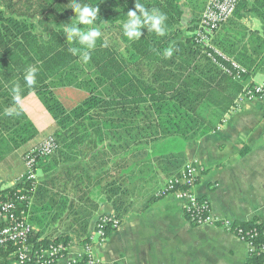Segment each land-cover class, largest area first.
<instances>
[{"label": "trees", "instance_id": "obj_1", "mask_svg": "<svg viewBox=\"0 0 264 264\" xmlns=\"http://www.w3.org/2000/svg\"><path fill=\"white\" fill-rule=\"evenodd\" d=\"M181 1L2 0L0 137L6 134L13 150L38 137L19 108V102L34 94L54 123L47 136L57 145L49 157L37 158L35 169L45 166L50 172L61 163L71 164L60 176L36 183L19 180L0 195V202H13L14 213L29 226L26 244L33 258L43 259L41 251L50 246L86 243L99 202L109 203L121 221L136 203L149 205L161 198L158 192L180 169L185 143L214 131L233 108L242 87L221 69L235 74L230 64L218 57L213 63L195 35L184 39L175 30L182 22ZM137 3L144 6L143 13ZM75 5L99 9L91 25L77 21ZM255 6L264 18V0ZM129 11L139 19V39L124 33L132 23ZM235 12L214 32L210 46L245 69L242 79L264 75V52H245L250 33L233 20ZM159 13L166 17L161 27L174 32L159 36L149 30L150 17ZM72 25L85 35L95 29L101 36L85 41L74 34L69 41L66 30ZM46 26L54 27L48 35L37 32ZM169 47L173 55L166 58ZM30 66L37 69L31 86L25 80ZM17 85L19 102L13 91ZM85 142L81 153L88 158V172L73 165ZM3 150L0 144V160ZM115 157L126 160L119 165ZM155 166L165 171L162 187ZM21 196L29 201H19ZM233 228L260 234L264 221L236 223ZM263 241L259 235L255 243ZM16 248L13 243L0 247V264H12ZM260 259L253 256L250 263L260 264Z\"/></svg>", "mask_w": 264, "mask_h": 264}, {"label": "crops", "instance_id": "obj_2", "mask_svg": "<svg viewBox=\"0 0 264 264\" xmlns=\"http://www.w3.org/2000/svg\"><path fill=\"white\" fill-rule=\"evenodd\" d=\"M258 1L261 0H240L233 17L249 31L244 50L253 56L264 52V18L255 11ZM181 3L184 5L182 22L175 30H180L183 38L187 39L193 37L207 0H182ZM3 14L8 15L4 11ZM172 32L174 30L165 29L167 34ZM230 78L242 87L233 108L214 131L185 143L180 169L174 176L179 175L186 165L197 164L203 172L194 193L208 202L213 217L233 224L249 223L255 219L264 221V93L253 99L242 95L246 87L264 82V75ZM19 108L39 135L14 150L6 134L0 137V144L5 148L0 160V195L14 188L25 174L23 153L38 145L54 128L52 119L34 94L19 102ZM85 146L86 142L73 165H80L88 172V158L85 151L81 153ZM121 155L124 154L117 156ZM115 158L119 165L126 160V157ZM111 159H114L113 155ZM70 165L61 163L50 172L44 170L45 166H40L35 172L37 181L45 182L60 176ZM117 173H120V166ZM155 175L160 181L159 187H162L165 171L155 166ZM103 215H113L111 205L105 201L99 202L89 222L87 236ZM72 250L70 256L75 255V250ZM93 252L106 264H246L248 260L245 243L224 229L193 225L183 214L182 202L172 194L149 205L136 203L133 211L120 221L119 227L111 231L103 243L93 245Z\"/></svg>", "mask_w": 264, "mask_h": 264}, {"label": "built area", "instance_id": "obj_3", "mask_svg": "<svg viewBox=\"0 0 264 264\" xmlns=\"http://www.w3.org/2000/svg\"><path fill=\"white\" fill-rule=\"evenodd\" d=\"M239 0H207L204 11L198 21L195 37L199 45L208 49L207 56L213 63L216 57L221 58L230 64L235 74L224 67L221 69L230 76L240 79L239 75L245 73L244 69L234 62L228 60L219 51L210 46L211 38L214 32L225 22H227L234 14ZM264 93V82L252 84L246 87L242 95L248 99H253ZM57 149V145L52 136H46L38 145L23 157V163L26 171L20 179L23 181L37 182L36 167L37 158L44 159L52 155ZM203 169L197 164H188L181 173L168 179L163 188L158 192L160 197L172 194L182 202L183 214L189 222L196 227H213L220 228L231 232L236 239L243 242L247 246L248 260L250 263L253 256H260V264H264V241L261 244L255 243L259 235L264 238V231L260 234L256 230L245 231L241 228L234 229L233 223L229 221H221L212 216L210 206L204 199L198 198L194 193ZM176 186L182 189L176 190ZM19 201H29L28 198L21 196ZM14 203L0 202V247L7 243H13L17 246L12 264H56L62 262L64 264H106L103 260L95 257L93 245L103 243L106 236L119 227L120 221L113 215L100 216L92 231L87 236V242L82 245L68 246H50L46 250L41 251L43 259L33 258L29 253V247L26 239L30 233V228L25 220H20L18 215L14 213ZM74 249L75 255L70 256V251ZM73 251V250H72ZM40 252V251H39Z\"/></svg>", "mask_w": 264, "mask_h": 264}, {"label": "clouds", "instance_id": "obj_4", "mask_svg": "<svg viewBox=\"0 0 264 264\" xmlns=\"http://www.w3.org/2000/svg\"><path fill=\"white\" fill-rule=\"evenodd\" d=\"M137 10L141 11L142 13L144 12V6L140 3L136 4ZM73 11L78 14L77 16V21L79 23H83L84 25H91L93 20L97 18V14L99 12L98 8H90L88 6H84L81 8L78 5H75L73 8ZM152 11L158 12L156 9H153ZM129 18H132V23H130L127 27V29L124 31L125 35L129 39H139L141 33L137 30L138 25H139V19L136 18V13L133 11H129L127 13ZM147 15V13H145ZM166 17L163 14L156 15V16H151L150 17V31H155L157 35L163 36L165 35V29L161 27V22L164 21ZM68 32V39L71 41L72 36L74 34H80L85 41H89L92 38L95 37H100L101 32L93 29L90 32H88L87 35H85L83 32H80V30L77 28L76 25H72L70 29L66 30ZM173 55V49L169 47L168 49L165 50L164 56L166 58H170ZM85 61L88 60L87 55L85 54L84 58ZM37 72V69L35 67H29L25 76V80L27 81V84L29 86L33 85L35 83V74ZM13 91L16 93L14 96V99L19 102L20 96H19V86L17 85Z\"/></svg>", "mask_w": 264, "mask_h": 264}, {"label": "rangeland", "instance_id": "obj_5", "mask_svg": "<svg viewBox=\"0 0 264 264\" xmlns=\"http://www.w3.org/2000/svg\"><path fill=\"white\" fill-rule=\"evenodd\" d=\"M53 28V26H46L43 29H37V32L46 36Z\"/></svg>", "mask_w": 264, "mask_h": 264}]
</instances>
